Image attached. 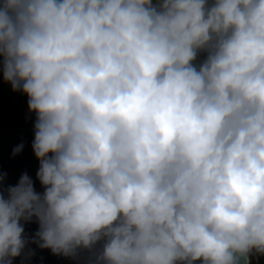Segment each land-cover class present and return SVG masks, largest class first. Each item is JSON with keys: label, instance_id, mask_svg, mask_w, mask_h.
I'll use <instances>...</instances> for the list:
<instances>
[{"label": "clouds", "instance_id": "obj_1", "mask_svg": "<svg viewBox=\"0 0 264 264\" xmlns=\"http://www.w3.org/2000/svg\"><path fill=\"white\" fill-rule=\"evenodd\" d=\"M0 66L44 186L0 173V264L264 256V0H0Z\"/></svg>", "mask_w": 264, "mask_h": 264}, {"label": "water", "instance_id": "obj_2", "mask_svg": "<svg viewBox=\"0 0 264 264\" xmlns=\"http://www.w3.org/2000/svg\"><path fill=\"white\" fill-rule=\"evenodd\" d=\"M35 120L36 113L30 112L28 108L27 94L12 90L11 84L3 80L0 66V173L6 174L3 181L5 189L9 185L15 186L26 172L33 180L35 191H44V186L36 176L39 160L32 149ZM21 143L24 144L23 150L12 155L13 148ZM21 223L29 237L38 230L35 218L32 222ZM28 248L34 250V255L26 257L22 254L13 258V264H94V257L87 251H83L77 259H72L54 255L50 249H40L35 244L28 245ZM193 264H201V261ZM251 264H258L257 255L251 257Z\"/></svg>", "mask_w": 264, "mask_h": 264}, {"label": "trees", "instance_id": "obj_3", "mask_svg": "<svg viewBox=\"0 0 264 264\" xmlns=\"http://www.w3.org/2000/svg\"><path fill=\"white\" fill-rule=\"evenodd\" d=\"M211 2V0H209ZM153 3H156V0H153ZM204 58H206V53L201 52L198 54L197 60L194 61V64H199ZM258 257V264H264V256H257Z\"/></svg>", "mask_w": 264, "mask_h": 264}]
</instances>
